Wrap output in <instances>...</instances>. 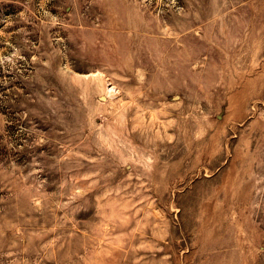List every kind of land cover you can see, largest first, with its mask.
Segmentation results:
<instances>
[{"label": "rangeland", "instance_id": "1", "mask_svg": "<svg viewBox=\"0 0 264 264\" xmlns=\"http://www.w3.org/2000/svg\"><path fill=\"white\" fill-rule=\"evenodd\" d=\"M0 264H264V0H0Z\"/></svg>", "mask_w": 264, "mask_h": 264}]
</instances>
